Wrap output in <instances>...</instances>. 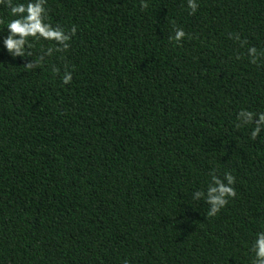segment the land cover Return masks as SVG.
I'll return each instance as SVG.
<instances>
[{"label":"trees","instance_id":"trees-1","mask_svg":"<svg viewBox=\"0 0 264 264\" xmlns=\"http://www.w3.org/2000/svg\"><path fill=\"white\" fill-rule=\"evenodd\" d=\"M193 3L46 0L45 22L75 32L23 56L0 4V264H252L264 0ZM225 173L235 195L209 217Z\"/></svg>","mask_w":264,"mask_h":264},{"label":"clouds","instance_id":"clouds-1","mask_svg":"<svg viewBox=\"0 0 264 264\" xmlns=\"http://www.w3.org/2000/svg\"><path fill=\"white\" fill-rule=\"evenodd\" d=\"M46 0H0V4H3L8 9V15L12 19L6 21V27L8 36L4 39L3 44L5 49L14 56H23L24 50L22 46L29 45L36 40L56 41L59 42L62 47L55 49L49 48L51 53L55 51H63L68 48V40L70 35L74 34L75 28H71L68 33H65L63 29H55L45 22ZM188 9L195 10L197 5L193 3V0H188ZM185 36L182 28L174 29V36L171 37L179 43L180 39ZM31 38V39H29ZM254 51V49L250 50ZM71 80V73L65 72L62 77V83L68 84ZM247 122L253 116L252 113L247 111H241L240 113ZM257 125L252 129V136H255L260 127L264 126V113H258ZM227 186L222 184L221 181L215 177H211L209 184L216 185L215 187L209 186L207 188L206 200L211 206L210 211L207 213L209 217L214 216L218 209H222L228 200L235 195L234 190L230 187L233 183V178L226 173L224 174ZM213 193L217 195L213 196ZM201 193H198V195ZM249 251L252 255V264H264V231L255 233V240L252 243ZM127 264V261H124Z\"/></svg>","mask_w":264,"mask_h":264}]
</instances>
